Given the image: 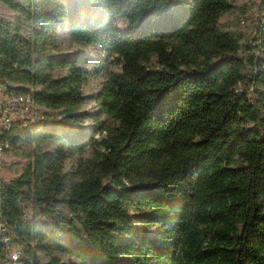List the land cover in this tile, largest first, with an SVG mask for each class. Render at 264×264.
<instances>
[{
  "label": "trees",
  "instance_id": "1",
  "mask_svg": "<svg viewBox=\"0 0 264 264\" xmlns=\"http://www.w3.org/2000/svg\"><path fill=\"white\" fill-rule=\"evenodd\" d=\"M0 3L15 14L0 17V78L32 91L45 111L37 126L6 136L22 166L7 181L4 217L29 264H264L258 17L224 29L232 0ZM61 22L119 66L100 83L90 127L82 113L90 73L79 66L87 59L60 55ZM256 29L263 53L249 56ZM238 82H254L252 92L236 93ZM87 147L92 156L63 171Z\"/></svg>",
  "mask_w": 264,
  "mask_h": 264
},
{
  "label": "built area",
  "instance_id": "2",
  "mask_svg": "<svg viewBox=\"0 0 264 264\" xmlns=\"http://www.w3.org/2000/svg\"><path fill=\"white\" fill-rule=\"evenodd\" d=\"M262 10H264V0ZM260 21L264 23V11ZM244 22L242 19L241 23ZM257 31L258 29L249 41L252 46L249 56L263 53ZM259 68L264 70V63ZM253 88L254 82H238L234 91L236 93H251ZM44 117L45 111L36 101L32 91L16 92L9 87L6 78H0V264H29L25 254L26 244L16 240L10 223L4 217V207L8 198L7 181L19 174L14 168H9L7 165L15 164L20 159L6 136L11 134L14 129L26 130L35 127ZM18 147H23V142L19 143ZM32 160V157L23 158V165L31 164Z\"/></svg>",
  "mask_w": 264,
  "mask_h": 264
},
{
  "label": "rangeland",
  "instance_id": "3",
  "mask_svg": "<svg viewBox=\"0 0 264 264\" xmlns=\"http://www.w3.org/2000/svg\"><path fill=\"white\" fill-rule=\"evenodd\" d=\"M234 4V9L223 15L220 18V23L224 29L233 30L237 25V20H239L240 25L246 26L249 22L258 17L259 20L262 18L261 10L258 13V4L261 3V9L263 8V0H232ZM247 4V11L245 14H241L240 11L244 9V5ZM15 16L14 12L7 8L5 5L0 3V17L10 20ZM244 19V23L241 20ZM115 24L119 29H125L126 23L121 17L115 18ZM27 29V28H26ZM56 45L60 52L63 54H73L75 56H82L87 59V63H79V66L84 67L89 73L90 77L87 84L84 87V92L87 98L86 104L82 108V113L85 117L86 126L90 127L92 125L93 115L95 112V97L100 88L101 81L105 78L106 72L110 70H119V66L110 63L111 58L107 59L106 55L102 53L101 48L97 45H84L75 41L70 35L69 30L65 23L61 22L59 24V29L56 34ZM155 60L153 59V62ZM65 69H55L56 75H62ZM106 125L114 127L117 125L116 121L107 119L106 116L103 117ZM105 135V131H99L96 133L95 138L100 139ZM52 147L51 144L47 145V148ZM92 156V150L87 147L83 153H78L76 155L69 156L63 161L62 169L63 171L78 169L80 164L83 165L85 161ZM22 160H18L19 162ZM16 161V162H18ZM22 164H15L14 168L17 172H20ZM153 232V229L151 230ZM61 259L66 260L69 255L64 253H59L54 251ZM39 258L44 261L46 257L42 254Z\"/></svg>",
  "mask_w": 264,
  "mask_h": 264
}]
</instances>
